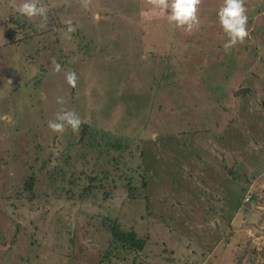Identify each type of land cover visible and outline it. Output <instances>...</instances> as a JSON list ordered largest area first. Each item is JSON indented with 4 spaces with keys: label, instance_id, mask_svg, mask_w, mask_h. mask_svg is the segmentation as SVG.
Listing matches in <instances>:
<instances>
[{
    "label": "rangeland",
    "instance_id": "obj_1",
    "mask_svg": "<svg viewBox=\"0 0 264 264\" xmlns=\"http://www.w3.org/2000/svg\"><path fill=\"white\" fill-rule=\"evenodd\" d=\"M63 1L64 13L56 15L53 8L48 16L53 29L58 20L67 26L48 37L38 32L26 37L11 25L9 33L20 35L12 38L1 20L19 12L11 0H0V264H131L134 257L139 264H264V12L248 23L244 43L226 53L228 38L217 16L223 0H203L199 30L177 29L176 36H192L201 49L211 44L203 54H213L216 62L176 54L171 64L181 66L172 71L181 81L174 78L172 86L156 89L165 69L149 56L167 57L175 33L166 12L152 10L146 0H92L89 10L79 0ZM259 3L245 0V7ZM61 5L50 0L45 6ZM69 21L74 22L72 33L67 32ZM23 36L26 40L15 44ZM30 47L43 50L36 66L43 65L46 74L37 79L39 99L15 104V94L10 95L15 87L22 95L36 85L25 83L33 74L31 63L24 62ZM54 59L61 65L59 73ZM70 70L78 76L75 88L65 80ZM239 89L246 93L235 96ZM57 97L65 104H58ZM149 105L178 107L168 118L172 128L167 132L173 133L162 138V145L151 129L161 119L153 117L150 126L141 127ZM61 108L75 111L93 128L132 136L139 131L145 138L115 159L108 179L99 176L97 187L118 181L112 199L102 200L101 208L92 198L63 204L60 211L45 204L51 188L38 169L50 152L49 169L62 164L54 160L57 147H63L62 133L48 128ZM81 171L90 174L79 164L76 176ZM121 173L138 187L146 182L148 208L142 197L130 200ZM30 174L38 177L32 200L23 191ZM104 216L136 233L145 241L143 250L113 252L112 246L105 257L108 238L95 221ZM16 233L31 239L11 242Z\"/></svg>",
    "mask_w": 264,
    "mask_h": 264
},
{
    "label": "trees",
    "instance_id": "obj_2",
    "mask_svg": "<svg viewBox=\"0 0 264 264\" xmlns=\"http://www.w3.org/2000/svg\"><path fill=\"white\" fill-rule=\"evenodd\" d=\"M50 0H39L41 4L44 6L48 4ZM58 1V0H56ZM62 5L59 7H51L46 6L48 8V12L52 14L53 8L56 10V15H62L64 13V1L59 0ZM248 10V23H252V18H254L256 15L261 14L264 12V0H260V3L256 6V8H250ZM251 12V15H250ZM7 17V18H6ZM4 16L1 20V25L3 28L7 31L6 36H10L14 38V36H20L15 30L13 31V34L9 33L11 30L9 27L15 26L18 30H23L25 32L26 37L29 35H36L37 32L41 36L48 37L49 34L53 33L55 34L58 29H61L64 26L61 20H58L57 22L58 26L56 28H52L50 25H54V20L52 15L48 16V20L45 26L41 27V20L40 18L33 19L32 23L31 20H23V18H26L19 13H10L8 16ZM22 18L21 24L19 23L20 19ZM59 18V16H58ZM212 18V17H207ZM206 18V19H207ZM39 21H37V20ZM39 22V23H38ZM74 22L72 23V25ZM52 29V30H51ZM263 29V27H262ZM204 28L202 32L204 33ZM12 32V31H11ZM22 32V31H21ZM177 29L175 28L174 37L169 43L170 49L169 54L167 57H162L159 54L156 55H150L149 57L152 60L159 61V64L162 65V67L165 69V71L162 73L161 78L159 79V83L156 85V89L158 88H167L172 86L173 79L176 78V80L179 82L181 81V78L178 77L177 73L175 71H172V69L179 70V66H181V62H175L174 66H172L171 62L174 58V55L179 54L180 56H188L192 55L195 56L199 55L200 59L203 57L206 60L213 59V61L216 62V59L214 55L209 54H203L204 50H209L208 47H210L211 44L207 43L208 47L203 46L201 49L197 45V41H194L190 38H179L176 36ZM17 33V34H16ZM48 35V36H47ZM74 35V34H73ZM77 36V35H76ZM25 39V36L20 37L16 39L15 44L20 45ZM84 39H82V42ZM44 43L45 41L42 40ZM88 44V43H87ZM196 44V46H194ZM17 45V46H18ZM5 47H9V44L6 43L4 45ZM211 49V48H210ZM43 53L42 49H26L25 50V57L24 62H30L32 68V76L28 79H25V83L31 84L35 83L34 90L28 94L22 95L19 93V87H15L14 90L10 93V95L15 94V104L21 103L22 99H28L32 96H35V99H39V93H41V84L38 82L37 79H40V77H43L46 74V70L44 69L43 65L36 66L37 62V56ZM199 59V60H200ZM16 84V83H15ZM13 84V85H15ZM20 85V83H17ZM9 85V84H8ZM38 85V86H37ZM39 87V88H37ZM2 101V100H1ZM3 101H5L3 99ZM178 109L176 105H173L172 107L168 106L167 108L162 107H156L154 105H149L147 108L148 118L147 121L144 123L142 122L141 127H144L146 129L147 126H150V123L152 122V118L155 117L157 119H161V121L156 124L152 125L151 129L156 130V132L159 134L160 138L157 141V144L162 143V138L165 136L171 135L173 132H167L170 128V124L168 123V118L170 116V112H175ZM180 110V109H179ZM163 115V116H158ZM154 118V119H155ZM148 122V123H147ZM129 123V122H128ZM146 131V130H145ZM65 133V134H64ZM136 136H132L128 133L126 134H115L109 131H104L103 129H96L93 128L89 122L84 123L83 120H81V125L78 131L73 132L70 128H68L65 132L60 135V143L63 144V147H57V150H60L59 157L55 158L59 164L62 161V164L60 166H55L53 169H49L48 163L51 162L52 156H54L53 153H49L47 155L46 162L43 161V164L38 169V175L42 176L41 173L45 176L44 180L49 188H51V195L49 197L51 198L48 200L47 193L45 191V204H54L59 207V211L63 209V204H70L72 202L76 201H87L89 198L94 199L96 205H98L99 208H101V202L104 199L111 200L113 195L112 191L114 189H117V180L112 179L111 180V187L106 182L105 184L98 186L97 184L99 182V176H103L104 179H108V177L111 174V168L113 165H115V159L118 157H124V152L128 150L132 145L140 144L142 141L144 142L145 138H142L143 135L139 131H135ZM55 139L58 137H54ZM162 145V144H161ZM63 150V151H61ZM139 154L141 157H143L142 150L139 151ZM157 156V155H156ZM253 163H257L258 160L255 158L256 156H250ZM250 160V161H251ZM57 164V165H59ZM79 164L82 167H88L90 174H86L85 171H81L76 176V168L79 166ZM120 171L118 168L114 169ZM41 172V173H40ZM70 174L68 178H66V175ZM121 175V176H120ZM119 179H123L125 181V191L127 192V196L130 198V200H134L135 197H142L146 201V206L148 208L149 206V196L147 192V184L146 182L142 181L143 184L138 187L132 183L131 177H122V173L118 175ZM79 182H82L81 184ZM38 183V177L35 174H30L29 176H26L24 179V186L23 191L28 193L29 200L34 199L35 195V188ZM48 188V189H49ZM101 196L99 198L98 196ZM120 198V196H118ZM105 217V218H104ZM101 219H96L95 221H100L101 228L98 227L99 231L103 236H107L108 238V250L103 253L105 257H108V254L112 251H110V248L112 247L113 252L117 251L118 249H121L124 252H140L143 250L145 246V241L142 239H139L136 235V233L130 232L122 228L120 223H118V220L116 218H111L104 216ZM24 218V217H22ZM91 225H94L92 221L90 222ZM17 234V233H16ZM20 234H17V239H15V234L13 235L11 242H14L15 240L20 242H27L24 239H31V237H25L20 238ZM33 240V239H32ZM3 240H0V251H1V243ZM5 243V242H4ZM15 243V242H14ZM1 259V257H0ZM123 259H127L124 258ZM138 257H134L131 264H139Z\"/></svg>",
    "mask_w": 264,
    "mask_h": 264
},
{
    "label": "clouds",
    "instance_id": "obj_3",
    "mask_svg": "<svg viewBox=\"0 0 264 264\" xmlns=\"http://www.w3.org/2000/svg\"><path fill=\"white\" fill-rule=\"evenodd\" d=\"M83 9L89 10L92 0H79ZM203 0H146L147 5L152 10H160L167 13V21L176 29L187 33L198 31L201 25L199 17V8ZM11 7L16 9L20 15L28 20L40 18L41 27L45 26L48 20V8L41 4L39 0H23L17 4L16 0H11ZM245 7V0H223L222 6L217 12L219 24L227 36V41L223 44L226 53L237 46L243 44L249 35L248 32V15ZM75 28L72 22H68L67 32L72 33ZM54 69L57 73L61 72V65L53 60ZM67 84L75 88L78 82V76L75 71L65 73ZM11 84V81H8ZM57 103L65 104L63 97H57ZM6 119V117H5ZM81 118L72 110L61 108L55 115V119L48 121V128L54 133L60 134L70 128L73 132L79 130ZM249 201V199H246Z\"/></svg>",
    "mask_w": 264,
    "mask_h": 264
},
{
    "label": "water",
    "instance_id": "obj_4",
    "mask_svg": "<svg viewBox=\"0 0 264 264\" xmlns=\"http://www.w3.org/2000/svg\"><path fill=\"white\" fill-rule=\"evenodd\" d=\"M242 93H246V90L245 89H239L236 93H235V96H239L240 94Z\"/></svg>",
    "mask_w": 264,
    "mask_h": 264
}]
</instances>
